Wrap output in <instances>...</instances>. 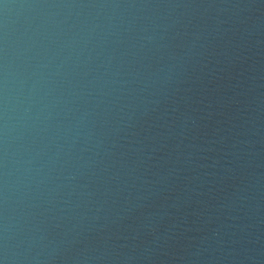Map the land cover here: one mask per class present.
Wrapping results in <instances>:
<instances>
[{
	"label": "water",
	"instance_id": "1",
	"mask_svg": "<svg viewBox=\"0 0 264 264\" xmlns=\"http://www.w3.org/2000/svg\"><path fill=\"white\" fill-rule=\"evenodd\" d=\"M0 264H264V0H0Z\"/></svg>",
	"mask_w": 264,
	"mask_h": 264
}]
</instances>
